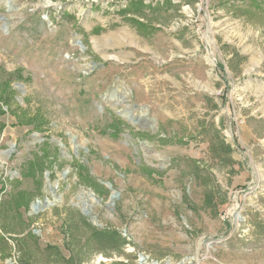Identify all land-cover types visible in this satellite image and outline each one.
Masks as SVG:
<instances>
[{
	"label": "rangeland",
	"instance_id": "374dc122",
	"mask_svg": "<svg viewBox=\"0 0 264 264\" xmlns=\"http://www.w3.org/2000/svg\"><path fill=\"white\" fill-rule=\"evenodd\" d=\"M140 254L264 264V0H0V264Z\"/></svg>",
	"mask_w": 264,
	"mask_h": 264
},
{
	"label": "trees",
	"instance_id": "16d2710c",
	"mask_svg": "<svg viewBox=\"0 0 264 264\" xmlns=\"http://www.w3.org/2000/svg\"><path fill=\"white\" fill-rule=\"evenodd\" d=\"M80 176L82 175L80 174ZM86 224L90 228L86 242L92 241L96 246V249H106L114 245H116L115 248H117L119 244H126L125 238L118 230H110V228L107 227L94 226L90 222H86ZM33 236H35V234ZM70 259L71 262H73L74 255H71ZM20 263L27 264L26 259H22Z\"/></svg>",
	"mask_w": 264,
	"mask_h": 264
},
{
	"label": "water",
	"instance_id": "95a60500",
	"mask_svg": "<svg viewBox=\"0 0 264 264\" xmlns=\"http://www.w3.org/2000/svg\"><path fill=\"white\" fill-rule=\"evenodd\" d=\"M78 42L81 44V41L80 40H78ZM10 152H11V150H8L7 151V153H10ZM119 195H120L119 192H117V191H114L113 192V194L111 196V203L112 204L115 203V201H114L115 199L119 198ZM84 212H86L87 214H90L89 211H87V210H85ZM90 217H91V220L94 222V217H92L91 215H90ZM139 262L141 264H144V263L147 262L146 257L143 254H140V256H139ZM153 264H158V263L155 261Z\"/></svg>",
	"mask_w": 264,
	"mask_h": 264
},
{
	"label": "bare ground",
	"instance_id": "6f19581e",
	"mask_svg": "<svg viewBox=\"0 0 264 264\" xmlns=\"http://www.w3.org/2000/svg\"><path fill=\"white\" fill-rule=\"evenodd\" d=\"M148 264V263H147Z\"/></svg>",
	"mask_w": 264,
	"mask_h": 264
}]
</instances>
